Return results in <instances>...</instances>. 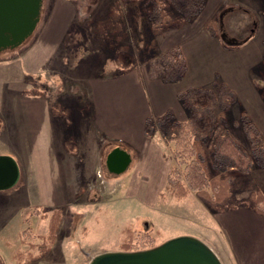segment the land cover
<instances>
[{
  "label": "rangeland",
  "instance_id": "374dc122",
  "mask_svg": "<svg viewBox=\"0 0 264 264\" xmlns=\"http://www.w3.org/2000/svg\"><path fill=\"white\" fill-rule=\"evenodd\" d=\"M157 1L164 6L169 22L154 31L152 24L156 22ZM56 3L71 12L72 19L64 31L66 33L57 38L55 47H50L51 43L54 45L52 38L38 41L40 33L35 26L32 34L20 45L0 50V82L9 96L16 95L23 87L26 94L44 97L49 107L56 111L59 108L62 110L63 103L70 108L77 103L89 107V102L95 97L96 80L92 79L131 70L154 78L153 81L157 80L160 84H171V88L176 89L173 93L176 91L178 109L176 112L168 109L158 115L146 113L142 125V140L146 146L139 150L124 142L110 141L113 137L101 136L100 143L105 146L106 154L89 192L81 193L71 207L61 210H49L42 206L23 209L19 222L0 229V264H88L98 254L124 251L122 244L126 235L122 230L125 227L131 228L134 234L135 248L132 251L144 250L141 248L157 246L179 237H192L206 244L226 264L224 236L219 227L220 222H224V216L209 209L193 193L179 202L169 197L159 199V193L165 187V170L168 173L171 164L172 143L166 144L158 132L148 137L146 125L155 122L167 111L172 112L176 121H187L195 110L194 106L204 107L208 100L214 101L218 88L224 84L233 91L235 100L224 113L225 119L221 123L223 136L239 144L250 157L242 115L255 126L264 140V52L255 51L256 45H263L260 39L257 40V35L253 36L257 26L262 25L264 9H260V3L254 1L255 10L252 7L250 10L253 13L249 11L250 14H247L245 10L248 9L240 5L239 0H210L206 13L202 12L204 3L202 10L193 19H188V14L178 11L175 0H42L39 18L49 13ZM113 11L119 14L115 21ZM213 16L217 34L204 27ZM189 26L191 29L187 28ZM223 33L238 44L235 47L224 45L221 39ZM253 38L255 40L248 43ZM218 42L228 48L227 53L204 49L205 54L195 57L194 44L199 45L202 51L206 47L215 48ZM174 47L178 48L183 58L182 68L180 65L175 76L164 80L163 55ZM186 57H189L188 60ZM256 58L259 60L253 63ZM230 60H238L239 67L243 71L245 68L244 72H239L242 77H232L234 88L221 78ZM249 61L253 67L246 70ZM246 71L249 72L247 76ZM104 81L107 86L111 85L109 80ZM139 82L148 91L147 80ZM171 90L166 89L168 93ZM186 91H191V94L179 96ZM168 93L163 94L165 99ZM145 100L148 108L147 98ZM123 104L126 108L133 107L124 98L116 107L121 108ZM218 110V106L214 105L212 114ZM202 129L206 138L211 140L215 128L202 121ZM23 134L3 135L0 153L10 151L6 145H15L13 155L22 163L30 147L28 136ZM71 147L68 145V148ZM115 147L125 150L131 158L129 166L121 174L109 173L104 165L106 155ZM145 153L151 155L149 161L152 164L146 174L145 170L140 171V160L146 156ZM248 172L256 188L264 195V169L251 159ZM247 196L248 192L234 194L239 208L244 207L240 203ZM36 208L39 214L33 212ZM54 210L60 211L61 221L53 246L46 250L36 236L47 234L48 218L42 219L41 215L50 216ZM228 218L225 217V221ZM26 229L28 236L22 234ZM249 232L253 234L251 228ZM22 237L25 239L23 243ZM29 244H37L31 248L34 258L19 263L13 255L18 252L26 254Z\"/></svg>",
  "mask_w": 264,
  "mask_h": 264
},
{
  "label": "crops",
  "instance_id": "0c3cea01",
  "mask_svg": "<svg viewBox=\"0 0 264 264\" xmlns=\"http://www.w3.org/2000/svg\"><path fill=\"white\" fill-rule=\"evenodd\" d=\"M254 1L260 3V9H264V0H239V4L253 13L250 9L254 6ZM209 2L210 0L205 1L203 13H206ZM71 19V12L56 3L49 13L39 18L35 28L40 33L38 41L41 38H52L54 45L51 43L50 47H55L57 38L66 33L64 31L68 29ZM261 24L257 26L258 31H253V36L257 35V40L260 39L263 45H256L255 51L258 53L264 52V15ZM253 40L255 39L248 43ZM192 49L198 58L205 54L204 49L225 53L228 51L220 42L215 48L206 47L201 51L199 45L194 44ZM188 58L186 57L187 60ZM258 60L256 58L252 61L255 63ZM247 64L246 70L253 67L250 61ZM225 69L224 77L221 78L234 88L232 77H242L239 72H244L245 68L243 71L239 67L238 60H230ZM245 73L247 76L249 72ZM92 80H96L95 97L89 102V107L74 103L70 108L63 103L61 111L58 105L57 111L49 107L48 101L39 94H26L23 87L16 95L9 96L6 87L0 82V139L7 132L11 136L24 133L30 140L28 154L22 163L13 155V150L17 147L15 145H6V149L10 151L0 153L12 157L19 168L17 183L10 189L0 191V229L19 222L22 210L31 206H42L49 210L71 207L81 193L89 192L96 179V172L102 165V157L106 152L105 146L100 143L101 136L113 137L109 140L124 142L139 150L146 146L142 140V125L146 113L158 115L168 109L174 112L178 109L176 91L173 93L176 89L171 88V84H160L141 73L130 70ZM104 80H109L111 85L107 86ZM139 80H147L148 91L142 88ZM167 88L172 90L168 93ZM165 93L169 94L166 99L163 96ZM123 98L133 107L126 108L123 104L121 108H117L116 104ZM12 142L18 143L14 140ZM68 145L72 147L68 148ZM145 155L140 160V171L145 170L144 174L148 171V166L152 165L149 161L151 155ZM152 159L157 160L158 157ZM165 171L166 179L167 170ZM218 214L224 216V222L221 221L219 227L224 236L223 254L226 264H264V216L244 207ZM226 215L229 218L225 221ZM250 228L253 234L249 232ZM218 259L221 264H225L220 257Z\"/></svg>",
  "mask_w": 264,
  "mask_h": 264
},
{
  "label": "trees",
  "instance_id": "16d2710c",
  "mask_svg": "<svg viewBox=\"0 0 264 264\" xmlns=\"http://www.w3.org/2000/svg\"><path fill=\"white\" fill-rule=\"evenodd\" d=\"M175 1L179 7L178 11L188 14V19H193L202 10L205 3V0ZM155 11L157 12L155 14L156 22L152 24L154 31L169 22V17L166 15L161 1H157ZM245 12L249 13L247 10ZM112 15L114 21L119 17L116 11H113ZM214 20V16L209 18L204 27L210 33L217 34L218 28ZM226 38L223 33L221 39L224 45L235 47L234 45L238 44L234 39ZM182 59L177 47L163 55L162 63L165 68L162 78L164 80L176 75L180 65L182 68ZM190 94L191 91H186L180 93L179 96H189ZM215 95V102L208 100L204 107L194 106V112L185 122L176 121L172 112L167 111L162 116L157 117L155 122L146 125L145 133L148 137L151 138L155 132H158L166 144L172 143L171 146L169 145L171 164L165 179L164 190L159 193V199L165 200L166 197H169L179 202L193 193L209 209L223 213L240 207L234 197L236 192H248V196L242 200L240 205L264 216V195L256 188L248 172L251 167V159L264 169V140L261 139L255 126L243 115L242 126L250 147V157L239 144L228 137H224L221 123L225 119L226 109L235 100V96L233 91L224 84L220 85ZM214 105H217L219 110L213 115ZM202 121L215 128L211 140L206 138V133L202 129ZM216 124L219 126L218 129H216ZM38 211V208L33 210L35 214H39ZM41 217L42 219L48 218V231L46 235H37L36 238L41 240L42 248L49 250L55 242L61 213L54 210L50 216L43 214ZM122 232L126 235L122 249L132 251L135 248L132 229L125 227ZM22 234L28 236V230H24ZM21 239L22 243L25 242L23 237ZM36 245L29 244L30 249L27 253H15L14 259L19 263L33 259L31 248H35ZM151 247L154 246L142 247L141 249Z\"/></svg>",
  "mask_w": 264,
  "mask_h": 264
},
{
  "label": "water",
  "instance_id": "95a60500",
  "mask_svg": "<svg viewBox=\"0 0 264 264\" xmlns=\"http://www.w3.org/2000/svg\"><path fill=\"white\" fill-rule=\"evenodd\" d=\"M42 0H0V50L20 45L29 37L38 20ZM131 162L130 155L119 147L105 158L109 173H123ZM16 161L0 155V191L12 188L18 181ZM88 264H221L215 253L202 241L179 237L155 247L138 251L101 253Z\"/></svg>",
  "mask_w": 264,
  "mask_h": 264
}]
</instances>
